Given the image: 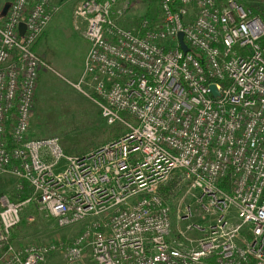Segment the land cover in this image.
<instances>
[{"label":"built area","instance_id":"built-area-1","mask_svg":"<svg viewBox=\"0 0 264 264\" xmlns=\"http://www.w3.org/2000/svg\"><path fill=\"white\" fill-rule=\"evenodd\" d=\"M117 1L72 12L88 42L80 82L124 128L78 155L30 136L43 65L33 48L58 6L12 0L0 24V176L30 191L0 193V264L53 253L63 264H264V21L236 0H159L157 20L126 27ZM172 178L170 191L186 186L180 201L193 197L182 208L159 191ZM30 203L79 233L17 246Z\"/></svg>","mask_w":264,"mask_h":264},{"label":"rangeland","instance_id":"rangeland-1","mask_svg":"<svg viewBox=\"0 0 264 264\" xmlns=\"http://www.w3.org/2000/svg\"><path fill=\"white\" fill-rule=\"evenodd\" d=\"M236 1L252 5L264 18V0ZM132 3L133 0H118L116 3L115 11L119 10L120 14L117 13L115 16L118 22L126 27H132L146 17L145 14H139L140 10L131 6ZM62 12L63 14L56 13L45 36L42 34L33 48L43 65L39 71L35 92L30 136L34 138L56 136L66 153L78 155L117 138L124 128L120 123L108 125L105 122L100 115L99 100L93 94L91 86L80 82L88 42L82 31L74 28L72 16L67 10L64 9ZM133 12L139 15H131ZM122 115L131 121L126 114ZM115 133H118V136H115ZM16 183L17 180L11 175L0 176V193L21 200L16 195L18 193ZM185 189L186 186L171 191L175 193L171 194V199L168 198L171 200L172 208H177L178 204L182 208L184 204L192 202L193 197L190 194L180 201ZM31 215L33 219L29 220L28 217ZM189 222H182L181 227L184 228ZM79 231L80 225L56 226L47 213L30 203L23 207L21 222L12 231V239L14 236L16 243L22 245L57 240L67 242ZM48 264H63L61 254H51ZM86 264L91 263L86 261Z\"/></svg>","mask_w":264,"mask_h":264},{"label":"crops","instance_id":"crops-1","mask_svg":"<svg viewBox=\"0 0 264 264\" xmlns=\"http://www.w3.org/2000/svg\"><path fill=\"white\" fill-rule=\"evenodd\" d=\"M11 1L12 0H0V12L3 8V5L6 2H11ZM78 1L79 0H52V3L56 6H58V8H59V10L56 13H62L63 14L62 10L65 9V10H67L68 14L70 16H72L73 9H74V7ZM158 1L159 0H133V3L131 6L138 7L137 10L138 9L140 10L139 14H141V13L145 14L146 17H148V15H149V18L157 20V18L159 16V7H158L159 2ZM67 12H65L64 14L66 15ZM135 12H133L131 15H133ZM56 13L53 15L51 21L53 20ZM139 14H134V15H139ZM3 19H4V17H0V23H2ZM51 21L49 22L48 26L46 27V29L43 33V37L45 36L46 31L48 30ZM13 241L17 246L22 245L20 243H16V241L14 240V236H13Z\"/></svg>","mask_w":264,"mask_h":264},{"label":"trees","instance_id":"trees-1","mask_svg":"<svg viewBox=\"0 0 264 264\" xmlns=\"http://www.w3.org/2000/svg\"><path fill=\"white\" fill-rule=\"evenodd\" d=\"M239 4L243 8L250 10L252 14L259 15L262 18V20L264 21V18L262 17V15H260V13L252 5L248 4L247 2H243V1H242V3H239ZM115 136H118V133H115ZM174 183H175V178H172L165 185L160 187L159 191L165 198H167V199L170 198L171 199L170 195L171 194L175 195V193H172L170 191V188L174 185ZM22 184H23L22 190L18 194V196H19L18 198L19 199H23L29 194V189L27 188V184L24 181H22Z\"/></svg>","mask_w":264,"mask_h":264},{"label":"water","instance_id":"water-1","mask_svg":"<svg viewBox=\"0 0 264 264\" xmlns=\"http://www.w3.org/2000/svg\"><path fill=\"white\" fill-rule=\"evenodd\" d=\"M10 5H11V2H6V3L3 5V8H2V10H1V12H0V17H4V16L6 15L7 10H8V8L10 7ZM18 29H19V33L22 34L23 31H24V29H25V25H24L23 22H21V23L19 24ZM178 38H179V41H180V46H181V48H182L184 51H187L188 48H187V46L185 45V43L183 42V39H182V33H179V34H178ZM209 87H210L211 91H212L214 94H217L214 85H210Z\"/></svg>","mask_w":264,"mask_h":264}]
</instances>
